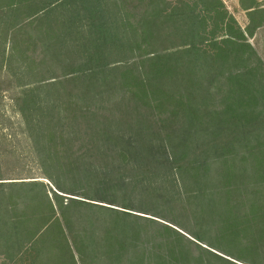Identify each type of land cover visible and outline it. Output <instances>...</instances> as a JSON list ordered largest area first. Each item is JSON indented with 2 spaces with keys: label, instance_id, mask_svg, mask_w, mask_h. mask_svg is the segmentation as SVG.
Masks as SVG:
<instances>
[{
  "label": "trees",
  "instance_id": "16d2710c",
  "mask_svg": "<svg viewBox=\"0 0 264 264\" xmlns=\"http://www.w3.org/2000/svg\"><path fill=\"white\" fill-rule=\"evenodd\" d=\"M242 8L0 0V90L53 188L0 183V264H264V8ZM162 212L193 241L135 214Z\"/></svg>",
  "mask_w": 264,
  "mask_h": 264
},
{
  "label": "rangeland",
  "instance_id": "374dc122",
  "mask_svg": "<svg viewBox=\"0 0 264 264\" xmlns=\"http://www.w3.org/2000/svg\"><path fill=\"white\" fill-rule=\"evenodd\" d=\"M188 1L191 3L194 0ZM221 2L227 12L233 16L236 23L241 28L245 26L248 20L246 16L247 11L242 8V5L252 3L257 7L264 8V0H221ZM246 39L251 45L256 59L260 60L264 69V16L262 17V21L259 26L253 29L252 35L250 37L247 36ZM7 48L8 46L5 45L6 53L8 52ZM7 80V75H5V71L2 70V72H0V87H7L5 86L7 84ZM16 92L17 90L12 87L2 88L0 90V183L40 181L43 185H45V190H47V188L52 190L53 188L49 182L41 176V168L36 159V155H34L32 145L26 136L23 121L14 108L13 96ZM213 102L215 104H219L218 98L215 97L211 103ZM99 106L108 107L109 105L100 104ZM115 116H118V114H115ZM105 206L109 205L105 204ZM110 207L120 209L114 206ZM167 213L168 212L161 213L163 217H165L163 218L165 221L149 215L139 213L135 214L142 215L168 225L180 233L184 238L193 241L190 236L178 227L167 223V220L170 218ZM195 243L217 255L225 257L221 253L206 247L202 243Z\"/></svg>",
  "mask_w": 264,
  "mask_h": 264
}]
</instances>
